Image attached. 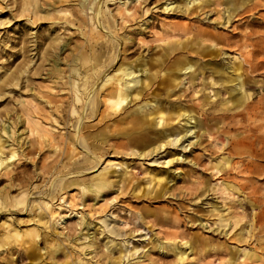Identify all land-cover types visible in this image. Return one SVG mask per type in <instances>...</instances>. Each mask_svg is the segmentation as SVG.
<instances>
[{"label": "rangeland", "instance_id": "374dc122", "mask_svg": "<svg viewBox=\"0 0 264 264\" xmlns=\"http://www.w3.org/2000/svg\"><path fill=\"white\" fill-rule=\"evenodd\" d=\"M227 1L100 0L101 29L92 0H0V190L10 202L23 194L32 200L43 190L39 201L52 199L65 215L60 237L76 238L66 246L70 253L54 258L43 240L40 250L32 248L34 257H23L24 248L14 245L21 238H13L12 246L0 247V264H64L82 257L94 264H235L244 250L250 254L241 257L243 264H264V0H245L237 8ZM56 57L60 79L52 73ZM176 60H191L196 70L169 75ZM71 63L79 71L99 64L97 72L112 63L105 74L121 63L143 70L137 73L145 86H134L139 97L113 119L131 110L146 123L141 129L84 118L88 131L100 130L94 150L101 161L87 171L91 154L67 140L87 113L83 91L80 100L74 97L72 84L82 80L70 75ZM229 77L250 93L243 104L231 93ZM35 120L49 130L44 140L59 142L43 141ZM196 120L201 126H194ZM184 126L187 134H177ZM169 133L172 142L159 145ZM146 134L154 142L142 150L134 141ZM103 169L111 178L125 175L98 199L87 193L82 202L78 189L60 191L71 177L88 182ZM154 173L164 176L159 185L151 180ZM24 206L9 203L11 209L0 212V242L5 230L34 227ZM83 216L90 226L81 224ZM109 239L120 247L107 249ZM160 242L186 250V258L180 261Z\"/></svg>", "mask_w": 264, "mask_h": 264}, {"label": "bare ground", "instance_id": "6f19581e", "mask_svg": "<svg viewBox=\"0 0 264 264\" xmlns=\"http://www.w3.org/2000/svg\"><path fill=\"white\" fill-rule=\"evenodd\" d=\"M35 0H31L30 4H34ZM56 2H67L70 0H55ZM72 1V0H71ZM96 5L94 7L95 9V14L93 15V19H94V23H97V26L100 27L101 29L103 27H106L105 21L102 20L100 18V14L101 11L98 9L99 7V2L100 0H92ZM198 0H190V2H196ZM199 1H204V0H199ZM245 0H234V2L232 3V5L234 7H240L241 4L244 2ZM219 2V1H218ZM231 0H228L227 3L231 4ZM29 4V5H30ZM53 4L50 3V6ZM28 5V6H29ZM55 6L52 5V8H54ZM92 8V6L90 7ZM98 9V10H97ZM97 10V12H96ZM60 11H67V10H60ZM31 12L34 13V15H36V13L38 12L37 8L33 7L31 9ZM99 29V31L101 30ZM67 45V44H66ZM63 47V46H62ZM210 47V46H208ZM64 48V47H63ZM65 50V49H64ZM60 57H56L55 58V62H54V69L52 72L53 74H55L56 79H60V75L64 76V74H62V68L59 67V63H60ZM115 61H113L114 63ZM67 63V62H66ZM71 68H72V72L70 75H72V77H74L73 75H75L74 79H79L82 80V82L78 81H74L72 86L74 89V97L76 100H80L81 98V91H83V93L85 94L83 102V111L85 109H87V113L86 116H82V113L80 114L79 119L76 121V123L74 124L75 126V130H76V134L73 135V137H68L67 140H69L70 144H72L73 146L75 145H82L83 148H85L88 153H90L91 155L89 157H91V159H93L92 161V165L84 168L86 171L87 170H91V169H95L100 161H101V157L97 155L96 151L94 150L96 144L95 141L98 140V136L100 130H95V131H88L86 129V127H88L89 125L84 123L83 120L84 118H90V117H98V119L100 121H103L104 119H110L109 121H112L113 124H116L118 122V120L120 122H126V123H131L134 128H143L144 124L146 123L144 120L145 116H136L134 117L131 113V110H128L126 112V114L124 116H122L121 118H118L117 120L113 119V116L118 114V112H120L121 110H123V106L124 104H129L130 102H133L135 99H137L140 95L139 90H137V88L134 89V86H136L138 83L141 82V86H145L144 85V81L143 79L140 78L139 71L142 70V68H139L136 72L135 68L132 66H124V63H121L118 68L115 69V72L112 74H105V72L107 70H109V68H111L113 65L112 63L109 65H105V69L102 72H97L98 69H100V67H98L99 64H95L93 65L90 69H88V71H79L77 69V63H71L68 64ZM229 69H231V66H228ZM183 69H185L186 71H195L196 67H195V62H192L191 60L189 61H185V60H176L174 61V63L168 67V73L169 75H171L173 72H175L176 70H178V72L182 71ZM143 71V70H142ZM145 71V69H144ZM105 76V78H104ZM240 75H237V78H239ZM89 79H92L93 81L90 82ZM101 79L100 84L99 80ZM228 81L233 82L234 81V85L231 88V93L233 95L237 96L236 101L238 102L237 104H243V99H249L250 98V93L247 92L245 89H243V87L240 85V89L237 88L236 84H237V80L236 78L233 77H229ZM97 85V87H96ZM131 96L130 100L129 97ZM133 97L134 100H133ZM43 100L42 101H47V103H49L50 105H54L53 101L51 98H46V97H41ZM28 103V102H27ZM152 103V102H151ZM150 102H147V105L151 104ZM105 106L103 110H101V107ZM146 106H142L141 109L143 107ZM36 108H39L38 105L35 106ZM86 107V108H84ZM159 113H161L160 118H163V114L160 111ZM160 115V114H159ZM181 115H186L185 113H182ZM157 116V115H156ZM156 116L153 117L152 121L154 123H160L157 122L156 120ZM188 120H191L194 116V114L192 112H189L187 115ZM189 122V121H188ZM35 123L37 124V128L40 131V137L43 138V141H49L50 143H55V142H59L56 141L55 138L51 139V140H44L47 139L49 137V130L47 128L40 127V121H36ZM195 125L194 126H201V122L196 120L195 121ZM3 130L6 129V126H4L2 128ZM178 132H176L177 134H181L183 132V136L187 134L188 132V128H186L184 126V131L182 130H176ZM204 132L207 133V130H204ZM173 134V133H169V134H162L161 137H163L162 139L159 140V145H161L163 143V141H166L167 144H170L172 142V140L168 139V137ZM103 137L102 141H104L106 139V136H104L103 134L101 135ZM141 136V135H140ZM138 138L137 140L134 141L135 144H137V146H140L142 148V150H144L146 147H149L152 142H154V140L152 141L151 139L148 138V135H144L139 137H135ZM53 140H55L53 142ZM63 143H66L65 139H62ZM100 140V139H99ZM177 140H175V142H177ZM142 143V144H141ZM131 146V145H130ZM137 148V147H136ZM156 148V147H155ZM153 149H150V151L152 152ZM17 150H13L12 151V155L11 157H15ZM223 161H220V163H222ZM10 163H7L6 165H9ZM2 165L3 162H0V169H2ZM79 170V171H73V172H69V173H76V172H85V170ZM7 172V170H6ZM124 172H122L121 174H117L114 177H110L109 172L106 169H103L102 172H99L98 174L94 175L93 177H91L88 182L85 181L82 178H77V177H71L69 180H67L66 183H63V177H61L60 179H57L58 186L60 187L61 185V189L60 191H63L65 189H67V191H69V188H71L70 190L73 189H78V192L82 193L81 195V200L82 202H84V199L86 198V194L89 193L91 194L93 200L98 199L101 194L107 190L110 189L111 187H113L114 185L118 184V181L121 179L122 176H124ZM162 179H164V176L162 174H152V181L155 180V184L159 185L162 182ZM76 187V188H75ZM56 191V190H54ZM43 190L40 191L37 189L36 193L39 194V196L35 197L32 200H29L27 197L24 196L25 194L22 195V197L18 198V199H14L12 200V202L9 201V193L5 190V189H1L0 190V212H5L9 209H11L10 207H8V204L11 203L12 205H16L18 203H25V206L23 207V209L21 211H27L29 213V215H32L31 218L27 219L26 221L29 222H33L34 227L31 229H24L22 232L18 231L17 229H13L14 232H11V230H5L4 231V241L0 242V247H2L4 245V247L6 245H13V238H18L20 237V240H15L16 242H14V245L23 247L25 250V254H22L23 257H34L35 254L38 253V251L35 252V250L33 251L32 248H35L36 250H40L39 248V242L40 240H43V242L45 243V248H47V253L50 254L51 257L54 258V256L58 253V252H65V255H67L68 253H70L71 251H65L66 246L70 247V242L72 241H76V238H73L70 234H66V236H62L60 237V235H64V232H59L58 231V224L59 221H64L65 220V215H61L59 212V208L54 207V205L50 202L52 199H50V201H39V197L41 196V198L43 197L44 194ZM57 192H54V196L56 195ZM66 193L62 192L60 194L61 199H63L65 197ZM25 197V198H23ZM23 198V199H22ZM42 200V199H40ZM40 204V205H39ZM41 213V214H39ZM59 215V217H56V220H54L53 222H51V220L56 216ZM37 219H35V217H37ZM40 220V221H39ZM81 224H85L86 227H88V225L90 226V222L86 219L85 216L82 217V221ZM63 229V228H62ZM81 234H85V237L88 236V233H81ZM81 234L79 235V238H81ZM17 236V237H15ZM1 237V236H0ZM106 248L109 249L110 251H112L114 248H118L120 247L121 243L118 241H115L114 239H109L106 243ZM73 246V245H72ZM89 247H91V245H88ZM159 246H161V248L163 250L165 249H169V250H173L178 256H179V260H183L184 258H186L187 256V251L184 249L179 248L178 246H176L174 243L172 242H167L164 243L160 242ZM192 247V245H191ZM137 250V249H136ZM129 251V250H127ZM83 253V252H81ZM242 255L238 257L237 261L235 264H243L242 262V258H245L246 256H248L250 254L249 251L244 250L241 252ZM242 257V258H241ZM92 258H88V257H82V258H78L76 260L75 263L69 262V260H67L64 264H94L93 262H91ZM86 260V261H85ZM107 262V261H106ZM57 263V262H56ZM110 263V262H109ZM110 264H116L115 262L111 261Z\"/></svg>", "mask_w": 264, "mask_h": 264}]
</instances>
